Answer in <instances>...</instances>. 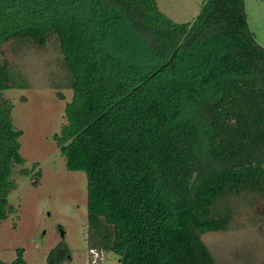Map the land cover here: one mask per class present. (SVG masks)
Masks as SVG:
<instances>
[{
	"label": "trees",
	"instance_id": "1",
	"mask_svg": "<svg viewBox=\"0 0 264 264\" xmlns=\"http://www.w3.org/2000/svg\"><path fill=\"white\" fill-rule=\"evenodd\" d=\"M52 45L51 87L72 91L54 140L87 176L89 251L120 264H217L203 240L238 230L235 213L264 201V47L245 0H205L176 23L157 0H0V228L26 167L11 89H29L9 62ZM58 96L63 98L59 92ZM25 250L10 263L28 264ZM53 249L48 264H61Z\"/></svg>",
	"mask_w": 264,
	"mask_h": 264
},
{
	"label": "rangeland",
	"instance_id": "2",
	"mask_svg": "<svg viewBox=\"0 0 264 264\" xmlns=\"http://www.w3.org/2000/svg\"><path fill=\"white\" fill-rule=\"evenodd\" d=\"M205 0H157L159 9L176 23L193 22ZM248 22L257 42L264 47V0H245ZM9 62L18 66L30 82L29 89H11L4 97L14 105L12 121L22 131L21 154L26 167L38 163L42 171L38 185L31 177L16 173L17 188L9 200L18 212L0 228V261L10 263L17 250H25L28 264H48L53 249L69 251L61 264H89L87 244V176L66 168L54 137L65 120L66 104L72 91L51 87L57 74L59 53L52 45L31 47L25 55ZM63 98L58 96V93ZM238 230L210 232L203 240L217 264H264V201L251 200L235 213ZM104 264H120L117 253H104Z\"/></svg>",
	"mask_w": 264,
	"mask_h": 264
},
{
	"label": "built area",
	"instance_id": "3",
	"mask_svg": "<svg viewBox=\"0 0 264 264\" xmlns=\"http://www.w3.org/2000/svg\"><path fill=\"white\" fill-rule=\"evenodd\" d=\"M89 255H90L89 264H104L103 263L104 253L99 252L97 250H91L89 251Z\"/></svg>",
	"mask_w": 264,
	"mask_h": 264
}]
</instances>
